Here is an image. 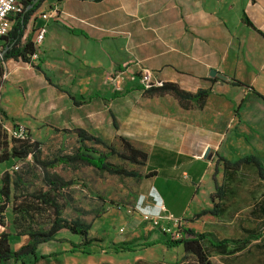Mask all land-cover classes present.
<instances>
[{
    "label": "crops",
    "instance_id": "1",
    "mask_svg": "<svg viewBox=\"0 0 264 264\" xmlns=\"http://www.w3.org/2000/svg\"><path fill=\"white\" fill-rule=\"evenodd\" d=\"M56 6L60 14L47 22L45 40L36 48L37 58L27 62L9 59L3 64L0 110L5 114L4 127H25L32 141L41 143L40 156L48 153L49 145L54 146L50 153L56 154L70 140L79 143L78 130L113 141L120 131L114 126L118 118L114 105L126 104L120 128L124 132L119 136L143 149L149 155L146 170L159 173L156 178L139 180L145 190L135 198V205L144 203L148 212L137 208L140 213L131 219L133 229H140L148 218L175 214L187 219L202 211L189 213L185 204L196 197L192 188H198L207 174L205 153L208 149L217 151L228 138L229 133L222 135L219 129L223 118L234 130L242 122L238 114L230 119L217 111L213 121L207 120L205 113L215 97L235 87L226 83L229 80L243 82L258 92L252 86L255 83L240 77L241 73L254 79L264 75L260 65L264 56V0H46L31 17L23 43L30 35L35 40L37 29L45 24L41 14ZM212 71L217 72L216 77L210 76ZM143 75H148L155 87L173 83L191 94L203 90L213 94L203 109L183 110L170 96L147 100L154 117L142 118L137 122L141 126L134 128L137 120H129V97L143 93ZM134 78L136 84L131 81ZM159 105L169 106L174 114L158 110ZM182 111L196 112L198 138L191 132L194 127L175 115ZM156 121L169 125L157 130L152 127ZM159 137H168L171 146L157 143ZM20 165L38 166L32 155L1 163L0 188L2 176L11 175V169ZM23 171L13 179L15 187H24L23 176L28 170ZM184 176L189 183H183ZM5 216L11 249L18 251L30 238L13 225V217L9 220L7 213ZM181 226L192 228L185 221ZM148 227L144 228L146 238ZM68 241L79 244L78 239ZM54 243L39 245L37 256L49 258L35 264H47L54 258L50 256L67 252L63 242L60 249L50 246Z\"/></svg>",
    "mask_w": 264,
    "mask_h": 264
},
{
    "label": "rangeland",
    "instance_id": "2",
    "mask_svg": "<svg viewBox=\"0 0 264 264\" xmlns=\"http://www.w3.org/2000/svg\"><path fill=\"white\" fill-rule=\"evenodd\" d=\"M260 65L264 67V56L260 60ZM262 76L264 75L262 74L260 78L254 79V76L251 77L246 73H241V79H239L255 83L252 86L256 88L259 94L264 96V77ZM136 80L134 78L131 81L136 84ZM141 80L143 86L152 85L150 78L147 79L145 75L141 77ZM231 88L233 89L225 92L224 96L215 97V101L205 113L206 119L214 121L217 111L230 119L238 113L242 120L241 125L236 130L234 128L230 129L231 122L228 121L229 123H227L225 118L222 119L219 129L222 135L229 133L228 138L224 144L222 142L219 145L217 151L211 150L208 154L206 159L208 164L207 174L199 187L196 186L199 192L193 187L192 192L194 195L197 193V195L193 200L189 202L187 200L185 204L189 213L204 208H214L217 204L220 206L221 214L219 217L207 215L191 223L196 232L210 233L218 240L242 239L250 234L264 233V181L259 178L257 168L248 166L237 172L225 171L222 161V158H226L231 162H235L252 154L260 156L264 161V100L257 94L248 93L242 88ZM167 96H170L173 100L175 99L172 95L159 96L144 92L129 97V120L131 118L137 120L132 126L137 128L141 126L137 122L141 121L142 118L154 117L150 114L153 107L151 104L145 103L147 100L166 99ZM175 101L177 104L174 105L183 109L176 99ZM158 110L169 115L174 114L169 106L159 105ZM125 111L126 104L114 105V112L118 117L115 122L117 130H120L119 135L124 132V129L121 130L120 128L123 126ZM175 115L181 117L183 123L187 126L194 127L191 132L198 138L195 130L197 124L196 112L193 114L190 111H182V113H175ZM237 118L239 120L238 116ZM5 124L8 123L5 122ZM168 125L167 122L160 121L152 123V127L157 130L167 128ZM119 135L113 141L106 140L105 142L121 152L124 151V147ZM159 140L157 143L171 144L168 137H159ZM129 142L138 148L135 142L131 140ZM89 144L86 146L88 150H92L91 148H94L92 146H95L98 151L107 152V149L101 145ZM188 146L189 144H187ZM79 147V143L70 140L64 147L58 149L56 154H52L50 152L54 149V146L49 145L46 147L48 153L41 155L40 161L44 163L53 162L61 157L73 156L78 152ZM138 149L144 151L141 148ZM108 161L130 170L139 172H145L146 170V167L130 164L116 155L110 157ZM29 166L20 165L11 169L10 176L12 179H15L18 172L21 173L23 170L29 172L27 171L23 176L24 187L14 190L15 200L14 204L10 205L7 218L10 220L12 217L11 208L13 206L25 208L33 205V209H37L34 213L35 225L49 228L55 218L54 209L41 205L32 196L50 191L57 199L61 217L69 221L84 220L91 225L89 237L97 240L91 247L77 250L72 242L68 241L74 242L77 240L76 237L71 236L69 238L70 235L63 232L57 236L55 243L50 246L60 249L59 246L62 245V242L65 245L64 241H66L69 245H65V249H63L67 252L60 251L61 253L52 255L54 258L48 260L47 264H196V258L186 256L182 248L168 249L163 244L157 243L159 240H164V235L161 228L152 223L153 218L142 221L140 229L138 227V230L133 229L131 223L133 215L144 210L148 212V208H145L144 203L141 202V204L135 205L139 193L145 190L139 180L110 175L87 166L84 162L64 163L60 161L47 168L41 165ZM1 169L3 168L0 166ZM46 176L58 177L63 182H70L71 185L63 188L61 193L57 194L47 185ZM181 179L184 184L189 183L187 176ZM78 185L82 187L78 188ZM186 193L188 192L186 191ZM129 199L133 201L131 202ZM137 208H140V211ZM161 222L168 225L171 232L177 230V223L174 221L162 220ZM147 226H149L147 229L149 238L144 237V228ZM134 228L136 227L134 226ZM154 233L155 235H153ZM133 240L136 243L128 250L116 251L114 249L116 245L122 242H132ZM147 243L155 244L146 247L145 244ZM253 244L249 251L232 257H222L213 253L207 242L204 243V247L215 264H264V248L260 249L255 243Z\"/></svg>",
    "mask_w": 264,
    "mask_h": 264
},
{
    "label": "trees",
    "instance_id": "3",
    "mask_svg": "<svg viewBox=\"0 0 264 264\" xmlns=\"http://www.w3.org/2000/svg\"><path fill=\"white\" fill-rule=\"evenodd\" d=\"M45 1L46 0H40L33 9L27 11V9L33 4L34 0H23L22 3L24 8L14 20L11 31L3 40L2 49L5 51V56L4 59L0 61V89L4 83L3 64L5 61L20 58L27 62L36 54V46L32 36L30 35L25 43H23V37L31 17ZM56 1L62 2L65 0ZM91 1L99 2L101 0ZM226 83H230L237 88H242L257 94L264 100L262 94H259L252 87L243 82L229 80ZM141 90L146 94L152 95H172L184 110H192L194 108L203 109L207 98L213 94L212 90H203L199 91L197 94H191L185 92L177 84L173 83H163L158 87L151 85L150 87H144ZM3 118H5V114L0 110V164L9 159L24 160L29 155H32L35 162L44 168L53 166L60 161L64 163L84 162L87 166L118 177L145 180L159 176L157 171H150L147 169L145 172H139L108 161L110 157L116 155L125 162L147 168L149 155L145 151L136 148L126 138L121 137L124 151L119 152L102 138L93 136L84 130H78L80 148L76 154L73 156L58 158L53 162H41L39 158L41 153V143L38 141H32L28 130L29 139L26 141L9 139L4 129ZM114 126L115 128L117 127L115 120ZM87 142L92 143L93 145H101L107 149V152L102 153L96 148L88 150L85 145ZM222 161L225 171L237 172L245 167L254 166L258 170L259 178L264 181V161L256 154L242 157L235 162H231L226 158H222ZM45 178L49 188L51 187L50 189L57 194L61 193L63 188L71 185L70 182H63L58 177L51 178L46 176ZM15 189L19 188L15 187V181L11 178L9 173H6L2 178V186L0 188V264H35L40 260L48 259L49 257L47 256H37L39 245L50 241H56L57 236L63 232H67L70 236H74L79 240L78 245L72 243L77 250L91 247L97 241L89 237L91 231L90 224L80 219L69 221L61 217L57 199L52 192L49 191L32 196L41 205L49 206L54 209L55 218L49 228L35 225L36 220L34 218V213L37 209H33V205H29L25 208H19V206H13V208H11L13 225L30 238L27 245L23 246L18 251H13L9 243L11 232L5 222V213L9 211L10 205L14 204ZM219 207L220 206L217 204L214 208H205L198 213H194L193 216L187 219H180L179 216L175 214L171 215L175 217V219L177 218L179 222L185 221L188 224L196 222L207 215L219 217L221 214ZM177 232L179 233L178 238L174 237V235L163 233L164 240H159L157 243L163 244L168 249L182 248L186 256H194L196 258V264H215L211 260V255L204 247V243L206 242L210 245L213 253L222 257H232L247 252L254 245L253 243H255L260 249L264 248V233L250 234L242 239L218 240L210 233H198L193 228L186 226L178 227ZM135 243V240L132 242H122L116 245L114 249L116 251L121 249L128 250L129 248H132ZM154 244L155 243H147L145 246L150 247Z\"/></svg>",
    "mask_w": 264,
    "mask_h": 264
},
{
    "label": "built area",
    "instance_id": "4",
    "mask_svg": "<svg viewBox=\"0 0 264 264\" xmlns=\"http://www.w3.org/2000/svg\"><path fill=\"white\" fill-rule=\"evenodd\" d=\"M22 2L23 0H0V55L3 51L2 44L4 38L9 34L13 26L14 20L24 8ZM59 14L60 11L57 6L52 8L48 13L41 14V17L45 21V24L40 26L36 31V37L34 40L36 48L42 45L43 41L45 40L48 31L47 22L52 18H56L57 16H59ZM32 58L36 59L37 53ZM146 78L148 79L149 76L147 75ZM143 82H145V80H143ZM4 129L9 139L20 141H26L29 139V133L27 129L23 126H15L12 128L4 127ZM162 220L174 221L175 223H177V229L181 226V222H179V220L175 219L171 215L152 219V223L155 226L160 227L163 233H170L171 235H174V237L178 238L179 233L177 232V230L171 232V228L168 225L163 224L161 222Z\"/></svg>",
    "mask_w": 264,
    "mask_h": 264
},
{
    "label": "water",
    "instance_id": "5",
    "mask_svg": "<svg viewBox=\"0 0 264 264\" xmlns=\"http://www.w3.org/2000/svg\"><path fill=\"white\" fill-rule=\"evenodd\" d=\"M39 1L40 0H34L33 4L27 9V11H29L30 9H33L35 7V5L38 4ZM4 56H5V51L3 50L2 53H1V55H0V61H2L4 59ZM210 76L211 77H216L217 76V72L212 71ZM219 77L222 78V79H225L222 76H219ZM209 153H210V149H208L206 151L205 156H204L205 159L207 158V156H208Z\"/></svg>",
    "mask_w": 264,
    "mask_h": 264
}]
</instances>
